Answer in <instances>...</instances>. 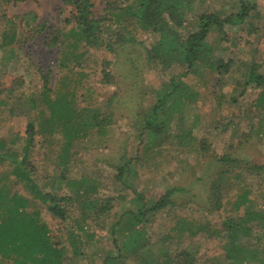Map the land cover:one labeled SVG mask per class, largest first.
Masks as SVG:
<instances>
[{
  "label": "rangeland",
  "instance_id": "rangeland-1",
  "mask_svg": "<svg viewBox=\"0 0 264 264\" xmlns=\"http://www.w3.org/2000/svg\"><path fill=\"white\" fill-rule=\"evenodd\" d=\"M114 2L93 0V12L104 17L106 6ZM246 2L251 9L244 23L226 25L222 32L212 31L207 38L212 59L233 64L224 74L209 68V63L190 72L178 64L166 70L148 65L144 47H150L155 37L135 32L132 25L128 32H121L127 37L135 35V43H125L117 54L108 51L106 43L73 48V26L65 21L75 8L61 0H0V101L4 102L0 105V139L10 144V154L15 151L16 157H21L25 152L26 130L32 122L37 132L29 143L27 161L34 168V178L43 185L61 174L57 165L66 142L65 131L55 128L52 136L39 132L42 118L51 115L41 103L47 88L52 89V99L58 92L73 99L71 105L80 122L90 121L98 111L102 116L112 113L109 126L101 132L93 128L69 150L66 180L87 178L96 191L85 194L82 200L66 202V220L52 217L46 206L16 182L12 164L0 162V181L8 180L13 190L28 199L27 212L38 211L39 220L49 225L52 240L58 248L64 247L63 264L163 263L183 249H188L193 264H234L227 259L229 239L228 233L220 231L222 222L242 215L244 209H235L234 203L244 191H248L251 209L264 212V174L255 176L243 170L229 175L230 179L223 176L219 210H208V198L216 173L223 171L218 163L223 155L264 165V81L248 78L256 65L255 75L264 79V0ZM117 3L125 6L128 2ZM240 8L238 0H194L192 10L185 13L184 33L194 30L199 13L226 16ZM111 22L107 21L113 25ZM109 36L105 34L104 39ZM178 78L185 93L174 101L176 104L167 102L156 121L160 136L151 141L147 131L142 132L144 121L160 90L168 89V83ZM187 131L191 138L179 143L176 136ZM129 159L131 169L118 180V169ZM67 185V181L56 180L46 190L69 196L72 187ZM173 188L184 192L170 197L171 206L147 212L142 222L134 223L132 212L149 209ZM88 199L89 204L84 203ZM103 207L107 210L99 212ZM183 222L197 233L187 231L178 237L176 227ZM200 225L207 228L198 231ZM73 226H83L85 231V244L82 248L77 244L76 252L69 244ZM262 230L239 238L253 253L237 264H262L264 239L256 241ZM134 234L135 241L145 244L136 252L124 246Z\"/></svg>",
  "mask_w": 264,
  "mask_h": 264
},
{
  "label": "trees",
  "instance_id": "trees-1",
  "mask_svg": "<svg viewBox=\"0 0 264 264\" xmlns=\"http://www.w3.org/2000/svg\"><path fill=\"white\" fill-rule=\"evenodd\" d=\"M64 5L75 8V12L70 15V18L65 21V24L72 25L71 36L74 43L72 47L76 48L78 45L84 44L85 47H95L99 43L105 44L108 51L111 53H118V49L125 43H135V35L128 37L121 32L122 30L128 32V28L132 25L135 32L149 33L155 37L154 43L150 47H144L145 59L148 65H158L164 70L171 68L173 65H181L185 67L186 72H190L195 67L207 65L209 68H214L219 73H228L232 67L230 60L212 59V51L207 45V38L210 32L219 30L222 32L226 25H240L245 22L251 7L246 2L247 0H238L241 5L240 11L237 13H229L224 16L220 12L213 13H199L196 15V25L191 33H184V19L186 10H192L194 0H123L128 2L125 6L118 5V0L114 4L107 5V15L104 17L96 16L93 12V0H61ZM115 3L117 5H115ZM112 21L108 24L107 21ZM115 28L112 29L111 26ZM110 33L109 39H104L105 34ZM83 53L78 57L81 58ZM66 61H69V53L66 54ZM256 65L251 68L249 80L264 81L262 77L255 75ZM108 77V75H105ZM49 79V77H45ZM50 80V79H49ZM264 83V82H263ZM168 89L157 94V101L151 107V113L147 114L144 121L142 132L147 131L150 140L156 142L157 137L160 136L161 129L156 123L158 115L163 114V109L170 100L171 104H176L174 101L183 96L185 87L182 81L171 80ZM50 88H47L41 94V103L47 106L51 111L50 117L42 118L39 128L40 133L53 135L55 128H62L66 133V142L64 150L58 156L60 159L59 166L62 170L61 174L54 177L51 182L41 185L35 178L33 166H30L28 158L29 143L37 132L35 124L28 123L26 135L28 137L25 152L21 157H16L10 154L11 148L8 143L0 139V162H10L13 169L11 175L16 179V182L21 184L26 191L30 192L33 198L38 199L42 205L47 207V212L52 217L66 220L68 219L66 202L84 199L85 194L91 195L96 191V187L89 183V179L81 178L79 180H66V166L70 157L69 150L76 140L84 139L89 136L93 128H98L100 132L105 127L110 125L112 113H106L104 116L100 112L94 113V117L90 121L80 122V116L77 114L76 108L71 104L73 99H67V93L58 92L57 97L52 99ZM75 96L74 93H71ZM0 101V105H2ZM176 106V105H175ZM165 113V112H164ZM169 115V114H167ZM78 117V118H77ZM168 124V121L166 122ZM166 127V125H165ZM179 143H182L184 138H191L189 131L182 136H176ZM17 139V137H16ZM12 140L11 145L15 144L17 140ZM203 146V144H202ZM132 159H129L126 164L118 169V180L123 178V175L131 169L129 165ZM218 163L223 169L216 174L218 177L212 182L210 196L208 202L210 205V212L212 210H219L222 203V185L221 180L223 176L230 179V176L237 171L246 170L253 175L263 176L264 165H254L247 160L232 158L229 154H225ZM228 166V168H227ZM230 175V176H229ZM67 181V186L72 187L69 196H59L46 190L52 188L54 182ZM126 188H130L128 182H124ZM132 192H135L131 189ZM183 189L173 188L168 190L161 196L151 207L145 211L140 210L138 213H131L134 223H140L144 219V215L149 212H157L173 204L170 197L176 192H184ZM138 200H142L141 195H135ZM90 199L84 203L89 202ZM250 199L248 191L242 192L238 200L234 203L235 209H244L242 215L237 217H227L221 226V232L228 233V248L227 259L232 263L237 264L243 261L250 254L252 256L250 246L247 243H240L241 236L248 237L251 231L257 232L263 229L262 234L256 239L261 241L264 239V212L253 211L249 204ZM28 199L21 195L8 183V180L0 181V264L9 262V264H63L64 247L58 248L57 243L52 240L49 225L39 220V212H27ZM89 204V203H87ZM107 208L103 207L101 211L104 212ZM142 211L144 213H142ZM247 224H251L250 227ZM255 224V225H254ZM258 224L260 226H258ZM258 226V227H257ZM74 233H71L73 239L70 241L72 251L76 252L78 248H82L85 244L82 234L85 232L83 226H73ZM205 225H200L198 231L206 229ZM178 237H181L185 232L190 231L191 235H195L193 227L189 223H178ZM135 234L127 239L124 244L125 247L132 248V251H138L139 248L144 247L145 244H140L135 241ZM83 242V243H81ZM77 244L78 248L76 249ZM256 244V243H255ZM261 244L257 247H259ZM83 254V253H82ZM248 259V258H247ZM193 258L188 252V249H183L173 258L166 257L163 263L153 262L151 264H193ZM264 260V259H263ZM263 260L261 263L263 264ZM177 262V263H176Z\"/></svg>",
  "mask_w": 264,
  "mask_h": 264
},
{
  "label": "crops",
  "instance_id": "crops-1",
  "mask_svg": "<svg viewBox=\"0 0 264 264\" xmlns=\"http://www.w3.org/2000/svg\"><path fill=\"white\" fill-rule=\"evenodd\" d=\"M93 194V193H92Z\"/></svg>",
  "mask_w": 264,
  "mask_h": 264
}]
</instances>
